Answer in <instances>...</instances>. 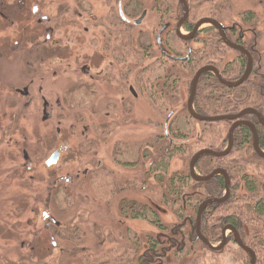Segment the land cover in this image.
Here are the masks:
<instances>
[{
	"label": "rangeland",
	"instance_id": "rangeland-1",
	"mask_svg": "<svg viewBox=\"0 0 264 264\" xmlns=\"http://www.w3.org/2000/svg\"><path fill=\"white\" fill-rule=\"evenodd\" d=\"M94 1V8L86 15L89 20L84 18L91 26L83 35L84 25L78 24L75 6L79 0H0V264H85L88 257L92 259L89 264H136L126 256L119 259L123 251L118 243L126 244L128 236L130 240L131 236L140 238L138 255L146 249V236L156 235L164 247L168 245V235H157L148 223L130 220L120 211L123 204L151 208L161 202L162 186L149 172L152 158L148 154L154 151L145 143L164 134L168 110L148 101L134 84V75L122 81L113 74L117 70H112L108 72L111 78L97 80V71L103 68L99 69L94 56L90 31L95 17L104 19L109 8L106 1ZM128 1L123 0V4ZM133 2L142 3L148 13L132 33L134 37L140 33L142 41L153 45L159 21L155 5L152 0H130L132 7ZM230 4L226 19L219 24L228 29L235 24L236 30L243 32L244 43L259 55L256 66L262 65L264 2L231 0ZM34 8L37 14L32 13ZM248 12L256 17L250 25L240 18ZM209 25L204 23L201 29ZM180 34L186 35L182 30ZM202 39L207 40L201 36L198 41ZM170 46L186 56L184 44L171 41ZM189 46L202 47L198 42ZM226 53L222 64L236 57L231 50ZM147 64L138 63L142 70ZM84 66L88 70L85 76L81 73ZM175 71L185 82L178 94L185 99L193 74L178 66ZM126 86H132L136 99ZM97 89L109 97H97ZM68 101H78L80 110H71ZM163 102L169 105L167 100ZM177 110L172 128L189 131L187 146L191 148L202 127L193 124L190 128L184 110ZM104 126L106 131L101 133ZM213 134L218 136L217 130ZM60 151L57 164L46 167V161ZM194 152L195 147L184 156H176L168 175L187 171ZM250 173L261 177L260 170ZM64 179L70 180L66 184ZM168 210L161 223L171 228L178 222ZM59 227L78 228L79 237H59L53 232ZM200 245L184 257L169 254L167 264H216L214 259L219 264L245 262V256L233 246L214 256ZM98 257L100 260L92 262Z\"/></svg>",
	"mask_w": 264,
	"mask_h": 264
},
{
	"label": "trees",
	"instance_id": "trees-1",
	"mask_svg": "<svg viewBox=\"0 0 264 264\" xmlns=\"http://www.w3.org/2000/svg\"><path fill=\"white\" fill-rule=\"evenodd\" d=\"M186 1L189 15L183 28L188 32L192 30L194 23L201 19H211L219 23V21L226 19L225 14L231 8V0ZM252 1L264 2V0ZM153 4L155 5L154 9L163 15L165 21L173 23L178 19L180 4L177 0H154ZM134 5L137 6L136 9L139 8L138 10L133 8L134 13L142 10L141 4L134 3ZM240 18L242 23L247 25L254 23L256 20L252 12L243 13ZM235 29L237 28L231 31L235 33ZM201 33H207V40L198 41L202 47L191 50L188 69H185L180 63L149 51L142 43L132 44L126 32H119L117 27L115 32H111V38L114 41V62L117 65L116 75L122 81L128 80L129 76L134 75V84L140 88L139 90L142 91V94H146L153 103L161 102L164 99L167 100L169 102L167 110H171L172 107L175 108L179 104L178 109L184 110L187 115L189 127L192 128L193 124H199L202 127V133L195 137V143L191 148L195 147L196 150L210 148L220 151L227 145L231 123L227 121L219 123H199L195 121L187 112L186 98L184 99L181 96L179 98L180 89H174L178 82L175 67L179 66V69L187 70L188 73L193 74L200 67L213 65L218 69L224 80L235 81L243 74L246 67V59L242 54L235 52L236 57L233 62L222 64V58L230 49L225 46L223 39L219 37L215 28L204 29ZM228 39L231 40V37ZM237 41L241 43L239 38H237ZM244 46L250 52L254 61V68L249 80L242 86L228 88L221 85L212 74L205 73L199 78L193 99V107L196 115L201 117L236 116L243 111H251V113L242 115L240 119L255 125L259 149L264 152V124L260 123L255 114H253L258 113L264 121V62L263 66H256L259 55L256 51L251 50L249 45L245 44ZM147 52H150L147 58L154 60L148 62L149 65H142V70L138 63L146 62L145 56ZM137 69L139 71L135 72ZM159 86H162V89H159ZM174 97L177 98V102H174V100L172 102ZM173 103L176 104L174 105ZM68 104L71 110H74V108L79 109L78 106H80L78 101H68ZM99 128L101 129L102 127ZM168 130L172 143H169L162 136L145 143L148 149H153L154 151L153 155L148 154L152 158L149 172L154 174V179L158 184L164 186L162 203H164L165 207L175 213H179L180 217H183L197 210L201 196L220 197L224 189V180L222 178H214L204 183H195L187 171L177 172L168 176L170 163L173 158L184 156L191 149L190 146H187L189 144L187 143V139L190 136L189 131L180 130L178 127L173 129L172 126ZM216 130L218 136L213 134H216ZM105 131L106 127L104 126L101 133ZM232 139V149L226 156L214 158L206 155L199 158L195 164L196 172L200 176H206L214 168L218 167H222L230 176L229 198L223 204H215L206 209L202 220L205 218L204 222L206 223H216L215 228H208L210 229V235L207 237V239L209 237L214 238V242L220 241L219 235L222 226H233L241 234L242 243L254 253L256 264H264V157H257L254 153L253 135L249 128L241 126L234 129ZM247 168L251 170L246 171ZM258 170H260L261 177H258L260 180L250 173ZM241 186L244 187L242 193H240ZM113 193H115L114 189ZM188 197H192L196 201L194 203L193 201L190 202L191 199ZM185 203L186 209L183 207ZM120 211L125 212V215H128L132 220H149L152 224L157 222L154 211L148 206L136 205L135 203L123 204ZM55 229H53V232L62 238L67 236L79 237L80 234L78 228ZM208 229L206 230V227H202L201 231L204 234ZM126 240V244L118 243V249L123 251L119 259L126 256L131 261L132 256L136 252L134 249L137 248V243H135V237H132L131 240L130 238ZM130 243L133 248H131ZM150 246L156 247L152 241H150ZM238 252L245 256L244 264H248L250 256L243 251ZM215 254L214 256L218 254L220 256L221 254L223 255V252L219 251ZM106 255H104L105 258L107 257ZM100 258H94L92 262L100 260ZM117 258L118 256H116V260ZM89 260L92 259L88 257L85 264H89ZM134 262L136 261L134 260ZM214 263L219 264V261L214 259Z\"/></svg>",
	"mask_w": 264,
	"mask_h": 264
},
{
	"label": "flooded vegetation",
	"instance_id": "flooded-vegetation-1",
	"mask_svg": "<svg viewBox=\"0 0 264 264\" xmlns=\"http://www.w3.org/2000/svg\"><path fill=\"white\" fill-rule=\"evenodd\" d=\"M105 1H106V4H108V8H109L108 13H107L108 15L104 19H102V20H97L96 17H95V22L93 24V29H91V31H90V37L93 40L94 45L96 47V49H95V55L94 56H95V58L98 61V67H99V69L100 68H103L102 70L100 69L101 71H97V72H99L97 74L99 79H97V77H96V79L98 81H101V80L106 81V78L107 79L108 78H111L110 76H108V72H112V70H114V71L117 70V66L114 64L115 63L114 62V54H113L114 41H113V38H111V32H115L117 30V27H118L119 32H121V31L122 32H126V34L128 35V39L131 40L132 44L133 43L141 44L143 42V45H145V47H147V49L149 51L154 52V53H156V51H157V53L159 54V56H161V57L164 56V57H166L167 59H169L171 61H176V62L180 63L181 66L183 68H185V69H188V61H189L190 53H191V50H192V48L189 46V44L190 43L191 44L192 43H197L198 42V39L201 36H204L205 38L208 37L207 36V33H204V34L201 33L202 30L207 29V28H214V27H212V26L209 25L208 27H205V28L201 29V26H200L198 28L196 34L194 35V37L192 39H190L188 41L181 39L180 37H184V36H182L180 34L181 30L186 33L185 38L189 37L191 35L193 29L195 28L196 24L200 20L197 21L196 23H194V25L192 27V30L190 32H188V31H185L184 28H183L185 22L188 19V16H187V18L183 22V24H182V26H181L178 34H177L176 27H177V24L179 23L180 19L182 18L183 13H184L183 6L181 4V1L180 0H177V2H179V4H180V15L178 16V19L175 22L172 23V22L165 21V19L163 18V15L158 12V14H159L158 15L159 21H158L157 28H156L157 29V32H156V35H155L154 43H153V45H151L152 42H150L149 40L144 39L142 41V35L140 33L136 34L135 37H134V34L132 33V31H136L137 28L142 25V23L144 22V20L147 17V13L148 12H147V10L145 8H143V6H141L142 10L140 12L136 11L134 13L133 12V8L136 9L137 6L134 5L132 7V5L130 3V0L128 1V4L127 5L126 4L125 5L123 4V0H102V3H104ZM112 1L115 3V5L117 4L116 5V11L114 10L115 5H114V3ZM94 3H95L94 0H79V5H75L77 7V9L79 10V13H78V16H77L78 24H81V25L83 24L84 25L82 27V29H83V35L84 34H87L89 32L88 26H91V25H89L88 23H86L89 20L87 16L90 13V11H92V9L94 8V5H93ZM153 3H154V0H152V4ZM186 3H187V1H186ZM140 4L142 5V3H140ZM187 6H188V3H187ZM32 13L33 14H37V9L34 8ZM132 13H134V14H132ZM188 13H189V8H188ZM143 14H145L143 20L139 24H136L138 22V20L143 16ZM133 16L134 17H137V18L136 19H132ZM84 18L87 21H84ZM42 19L45 20L44 18H42ZM201 20H203V19H201ZM117 25H119V26H117ZM235 26L236 25L234 24V27L231 28V29L224 28V27H222V29H223V34H224L225 38L230 43H233V44H236L238 46L243 47L246 50V52L249 54L250 58H251L252 68H251V72L249 74L248 79L245 81V83H246L249 80V78L251 76V73H252V70L254 68V61H253V58H252L250 52L244 46L246 43H244V40L242 39V35L241 34H243V32L240 31V30H236V29L235 30H236L237 33L236 32L233 33L231 31L234 28H238V27H235ZM216 32L218 33V30L217 29H216ZM218 35H219V33H218ZM230 35L232 37L237 36V37H235L236 40L235 41H232V40L228 39V38L231 37ZM219 37H220V35H219ZM237 38L240 39L241 43H238ZM46 39L48 40V36H47ZM202 40H206V39H202ZM171 41H177V43L184 44V46L187 47L186 48V51H187L186 56H183L182 57L180 54H178L177 51H175L174 49H172L171 46H170V42ZM226 47L228 49H230L231 51H233V52H237V53L242 54L245 57V59H246V67L244 69L243 74L237 80H235V81H226V80L223 79V77L219 73L218 69L216 67H214L213 65H206V66L200 67L192 75V78H191V81H190V84H189V94L186 97V101H185L186 109H187V101H188V98H189V95H190V89H192V81H193V78H194L195 74L197 73V71H199L200 69L205 68V67H211L212 69H214L215 71L218 72V74L221 77V79L224 82H226L227 84H235L239 80H241L242 77L244 76V74H245V72L247 70V67H248V57H247V55L244 54V53H242V52H240V51L231 49L228 46H226ZM149 54H150V52L149 53L148 52L146 53V56H145L146 57L145 58V61L146 62H150L151 60L152 61L154 60L152 58H151V60L149 58H147ZM160 60H162V59L160 58ZM226 62H228V61H226ZM185 71H187V70H185ZM81 73L84 76L87 75L88 70L85 69V66L81 69ZM205 73L206 74L207 73L208 74H212L218 80V82L221 85H223L219 81V79L216 76V74L214 73V71H211L210 70V71H207ZM205 73H203V74H205ZM113 74L116 75L115 72ZM178 74L180 75L179 71L176 72V75H178ZM109 75H112V74H109ZM119 79L121 80V78H119ZM130 79H132V77H130ZM177 81H178L177 82V85H176V87L174 89H181L182 88V85L185 82L179 76H178ZM130 82H132V80H130ZM198 82H199V79H198ZM198 82H197V85H196V89H197V86H198ZM115 83H116V81H115ZM245 83H243V84H245ZM243 84L238 85V86H242ZM224 86H226V85H224ZM126 87L128 89V92L131 94V96L136 99L137 98V94H136L135 90L132 88V86H126ZM226 87H228V86H226ZM228 88H231V87H228ZM159 89H162V86H159ZM131 90H133L135 92L136 97L133 95V93H132ZM96 93H97L96 94L97 97H99L100 95H102L104 98H108L109 97V93L102 94L101 89H97V92ZM195 94H196V92H195ZM145 97L156 108L159 107V104H161L164 107V109H166V110L168 109L167 108L168 106L164 105V102L163 101L158 102V103H153V102H151L149 100V98L147 97L146 94H145ZM90 100H92V99H90ZM124 102H126L125 101V98L122 99V103H124ZM175 104L176 103H174V105ZM178 107H179V104H178L177 107H175V108L172 107L171 110H168V113H167V115L165 117V120H164V123H163V126H164L163 128H164V131L165 132L162 135V137H165V139L168 140L169 143H172L173 141L169 137V132H168L169 130H168V128L171 127V126H173V124H174V122H172V120L174 119V116L176 115L175 112L178 111L177 110ZM192 109L194 110L193 102H192ZM187 112L190 115L188 109H187ZM253 114H255L257 120L260 123H262L263 120L260 117V115L257 116L256 114H258V113H253ZM107 118H108V116H107ZM240 118H238L237 120H234V121H230V123H231L230 128L233 125H235L236 126L235 129L238 128V127L243 126V127L249 128L251 130V128L249 126H246L247 124H249V125H252L254 127V130L256 132V129H255V125L254 124H252V123H250V122H248L246 120H241ZM223 122H226V121H223ZM227 122H229V121H227ZM263 124H264V121H263ZM251 133L253 135V150H254V153L257 155V157L264 156V152L263 151H261L259 149V153H258L254 149V134H253L252 130H251ZM256 136H257V134H256ZM257 143H258V137H257ZM228 148H229V133H228V142H227V145L224 146L222 149H220V151H217V150H214V149H210V148H202V149L196 150V152H194L190 156L189 163H188V167H187V172L191 176L192 181L195 182V183H204V182L194 181L193 178H192V175H191L190 163H191V160H192V158H193V156L195 154H197L200 151H204V150H209V151L215 152L217 154H220V153L226 152L228 150ZM258 148H259V145H258ZM60 155H61V151L59 153V156ZM207 155L208 156H211V157H214V156L209 155V154H207ZM203 156H206V155H203ZM203 156H201V157H203ZM214 158H220V157H214ZM198 159L195 161L194 166H193V172H194V174L197 177L205 178V177H208L209 175L215 173V175L211 179H214V178H222L224 180V189H223V192H222L221 196L220 197H206V196H201L202 198H200L201 201H200V203H199V205L197 207V210L195 212L192 211V212L188 213L186 216L184 215L183 217H180V214L179 213H175L173 210H170L169 209L168 211L171 213V215L178 222V224H175L171 228H169L167 225H164V224L161 223L162 222L161 221V216H165L166 213H167V208L165 207L164 203H162V196H161L160 197L161 202H160V204L158 203V206H156V207H153V206L151 207L150 206L151 209L154 211V213L156 215L155 216L156 217V221H157L156 224H152L149 220H140V221H144V222L148 223L151 227H154L155 230L157 231V235H161L163 237H166L168 235L167 236V244L168 245H167V247H164V244L161 242V239H159V237H157L156 235L146 236L145 237V241L143 242V243L146 244V249L143 250L138 255L139 247L141 246L140 245V241L141 240H140L139 237H137V238L135 237L136 238L135 239V243H137V248L134 249V250H136V252H135L134 255L131 253L133 255L132 256V260L134 259L136 261L134 263H136V264H167L168 263L167 260L169 259V257H168L169 254H176V256H180V257L187 256L189 253H192L193 252L192 250L196 246V244H201L199 246V248L201 250L207 251V252H209L210 254H213V255H216L215 253H217L219 251L220 252L221 251L223 252L228 246H233L236 249L237 252L238 251H243L244 253H246L247 255L250 256V254L248 253V251H246V249H248V250H250V249L246 245H244L242 243L241 236H240L241 234H239L236 231V229L233 226H231V225H229V226H222L221 227V231H220L221 233L219 235L220 241L214 242L215 239L214 238H210V237L207 239V237L210 235L209 234L210 229H208V228H211V227L212 228H215L216 223L212 224L211 222H209V223L204 222L205 218L202 220L203 213L210 206L215 205V204H223L225 201H227V199L229 198V195H230V176L228 175L227 171L224 170L222 167L214 168V170H212L206 176H200L196 172V169H195V164L198 161ZM97 165H98V169H100L101 168L100 164L97 163ZM145 174H147V173H145ZM168 174H169V171H168ZM173 174H175V173H173ZM171 175H168V176H171ZM152 177L154 178L153 175H152ZM211 179H209V180H211ZM258 179L260 180V178H258ZM69 180L70 179H64V182L67 184L69 182ZM162 189H163L162 193L164 194V186H162ZM227 189H228V194L226 193ZM243 191H244V187L241 186L240 193H242ZM122 199H125L126 200V198H124V197ZM189 199H191L190 202L193 201V203L196 201L195 199H192V198H189ZM215 200L216 201H218V200H224V201L223 202H211V203L206 204L204 206V208L202 209L201 214H200V217H199V220H198V211H199L200 206L203 203H205V202L215 201ZM151 204H153V203L151 202ZM183 207H184V209H186V203L184 204ZM128 219H130V218L128 217ZM130 220H132V219H130ZM220 225H222V224H220ZM202 227H206V230L208 229V231L207 232H204V234L201 231ZM166 233H168V234H166ZM162 234H165V235H162ZM128 237L130 238V236H128ZM131 237H134V236H131ZM150 241L154 242V244L156 245V247H151L150 246ZM129 247H130V245H129ZM131 248H133L132 244H131ZM173 256H175V255H173ZM191 261L192 260H190V262ZM250 261H251V256H250V260H249L248 264H250ZM255 264H256V260H255Z\"/></svg>",
	"mask_w": 264,
	"mask_h": 264
},
{
	"label": "water",
	"instance_id": "water-1",
	"mask_svg": "<svg viewBox=\"0 0 264 264\" xmlns=\"http://www.w3.org/2000/svg\"><path fill=\"white\" fill-rule=\"evenodd\" d=\"M180 1H181L182 6H183V11H184V13H183V16H182V18L180 19L179 23L177 24V27H176L177 34H178V32H179V30H180V28H181L183 22L185 21V19H186L187 16H188V6H187L186 1H185V0H180ZM144 16H145V14H143V16L138 20V22H137L136 24H139V23L143 20ZM204 23H208V24L212 25L214 28H216V29L218 30V33H219L221 39H223V42L225 43L226 46H228V47L231 48V49H234V50H237V51H240V52L246 54L247 57H248V67H247V70H246L244 76L242 77V79L239 80V81H238L237 83H235V84H227L226 82H224V81L221 79V77L219 76L218 72L215 71L214 69H212L211 67H205V68H202V69H200L199 71H197V73L195 74V76H194V78H193V81H192V89H191V91H190V95H189V98H188V101H187V109H188V111H189V113H190V116H191L194 120H196V121H198V122H201V123H217V122H223V121H229V122H230V121H234V120H237L238 118H240L243 114H245V113H247V112H250V111H248V110L243 111V112H241L240 114H238V115H236V116L201 117V116L196 115L195 112L192 110V101H193V98H194V96H195L196 85H197V82H198L199 77H200L203 73H205V72H207V71H210V70H211V71H214V73H215L216 76L218 77L219 81H220L223 85H226V86H228V87H235V86H238V85H241V84L245 83V81H246V80L248 79V77H249V74H250V72H251V68H252V65H251V62H252V61H251V58H250L249 54L246 52V50H245L243 47H241V46H238V45H236V44L230 43V42L225 38V36H224V34H223L222 26H221L220 24H218V23H217L216 21H214V20H211V19H203V20L199 21V22L196 24L195 28L193 29V31H192V33H191V35H190L189 37H187V38H185V37H180V36H179V37H180L181 39H183V40H187V41L190 40V39H192V38L194 37V35L196 34L198 28H199L201 25H203ZM131 91H132L133 95L136 97L135 92H134L133 90H131ZM256 115L258 116V114H256ZM262 123H263V122H262ZM246 126H249V127L251 128L253 134H254V149L259 153V148H258V143H257V136H256V132H255V130H254V127H253L252 125H249V124H247ZM235 127H236V126L233 125V126L230 128V130H229V148H228V150H227L226 152H224V153H220V154H217V153L212 152V151H209V150H204V151H200V152H198L197 154H195V155L193 156V158H192V160H191V163H190V170H191V175H192V178H193L194 181H197V182H206V181H208L209 179H211V178L215 175V173H213V174H211V175H209L208 177H205V178L197 177V176L194 174V172H193V166H194V163H195V161H196L198 158H200V157L203 156V155H207V154L212 155V156H214V157H224V156H226V155L231 151V149H232V145H233L232 133H233V130L235 129ZM260 155H261V154H260ZM261 156H262V155H261ZM262 157H264V156H262ZM58 159H59V153H54V154L48 159V161H46V167L50 168V167L56 165L57 162H58ZM226 193L228 194V189H227ZM223 201H224V200H218V201L215 200V201H208V202L203 203V204L200 206L199 211H198V220H199V217H200L201 211H202V209L204 208V206H205L206 204L211 203V202H223ZM53 245H54V244H53ZM246 251H248V253H249L250 256H251L250 264H255V255H254L250 250H248V249H246Z\"/></svg>",
	"mask_w": 264,
	"mask_h": 264
}]
</instances>
